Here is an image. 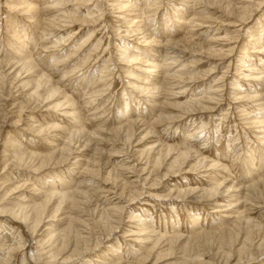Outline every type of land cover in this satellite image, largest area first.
<instances>
[{
    "label": "rangeland",
    "instance_id": "1",
    "mask_svg": "<svg viewBox=\"0 0 264 264\" xmlns=\"http://www.w3.org/2000/svg\"><path fill=\"white\" fill-rule=\"evenodd\" d=\"M260 71L264 0H0V264H264Z\"/></svg>",
    "mask_w": 264,
    "mask_h": 264
},
{
    "label": "bare ground",
    "instance_id": "2",
    "mask_svg": "<svg viewBox=\"0 0 264 264\" xmlns=\"http://www.w3.org/2000/svg\"><path fill=\"white\" fill-rule=\"evenodd\" d=\"M198 1H201V0H195V2L197 3ZM203 1H209V0H203ZM217 2V1H216ZM121 4V3H120ZM195 4V3H194ZM120 8V7H119ZM121 8H122V6H121ZM126 8V7H125ZM130 12H131V10H130ZM138 15V14H137ZM138 17V16H137ZM133 21H134V19H133ZM137 23V22H136ZM138 24V23H137ZM139 27V26H138ZM136 28V27H135ZM137 30V29H136ZM139 31V30H138ZM129 32H131V31H129ZM140 32V31H139ZM147 41V40H146ZM124 49H126V48H124ZM125 52V51H124ZM122 53V52H121ZM126 53V52H125ZM126 58L130 61V60H132V62L133 61H138L139 59H137V56L136 55H133V53H132V55L131 54H128L127 56H126ZM165 61H167L168 59H164ZM154 61H155V59L153 60V59H150V60H147L146 61V65H145V69L142 71L143 73H145L146 74V79H152L153 78V72H160L159 70L161 69V67H160V65H159V67H160V69L158 70V67H157V64H154ZM171 61H172V59H171ZM127 62V61H126ZM175 62V61H174ZM171 64V63H170ZM168 65V64H167ZM162 66H163V64H162ZM254 66H256V65H254ZM169 67V66H168ZM167 67V68H168ZM164 69V68H163ZM256 69H254L253 71H255ZM161 73V72H160ZM256 73H254V75H255ZM257 74H259V73H257ZM255 75V76H253V77H255V78H257V80H261L263 77H262V75L264 74V71H260V74L259 75ZM156 75V74H155ZM160 75V74H159ZM166 76V75H165ZM138 77V76H137ZM157 77V76H156ZM142 78V77H141ZM168 79H170V78H168L167 76L166 77H163V79H162V82H161V84L162 85H164V83L166 84V83H168ZM139 81H140V79H138ZM264 80V79H263ZM142 82H143V84H146V82H145V79H142L141 80ZM164 81V82H163ZM160 84V85H161ZM154 84L152 83V84H150V88L148 87L147 89H145V90H147L148 92H152V94H154V99H158V96H159V94L161 93H159V89H160V87L159 86H153ZM167 85V84H166ZM169 85V84H168ZM152 86V87H151ZM171 87H172V85H171ZM170 87V88H171ZM139 89V88H138ZM163 89H165V88H163ZM161 90V89H160ZM43 91V90H42ZM163 91H165V90H163ZM58 92V90H56V89H52L51 91H49V93H48V98H51V97H53L54 96V94L55 93H57ZM215 98H216V96H214V98H211V99H213V100H215ZM200 99H202V98H200ZM200 101H202V100H193L192 101V104H190V105H196V104H198ZM125 109H122L123 110V113H122V115H124V112H126L125 110L126 109H128V104H126L125 106ZM178 107H181V106H178ZM262 107H264V106H262ZM182 108V107H181ZM262 109V112L264 111L263 110V108H261ZM128 111H130L129 109H128ZM264 119V118H263ZM260 120L261 122H259V123H263V125H264V120ZM135 125V122H131V123H129L128 124V129L126 130V137L127 136H129L130 134V131H131V129H130V125ZM257 124V123H256ZM77 140V139H76ZM127 140H128V137H127ZM71 142V141H70ZM67 144V143H66ZM74 144V143H73ZM63 148V147H62ZM67 148V147H66ZM65 150V149H64ZM175 150V148H173V147H167V154H169L171 151H174ZM62 152V151H61ZM185 158V154L184 153H181V154H179L178 156H176L175 157V162H178V160H180V159H182V161L183 160H185L184 159ZM187 165V164H186ZM184 166H185V164H184ZM214 167V165H210L208 168H213ZM92 173V172H91ZM51 186H53V185H51ZM234 187V186H233ZM233 187H230V189L229 190H231V192H229V190L227 189L226 190V192H223V193H225L226 195H223V197H225V198H227L228 200L229 199H232L233 197H234V195L232 194V193H236L237 194V192H238V194H237V196H236V201H237V203H238V198H239V193H240V190H238L237 191V189H233ZM51 191H55V189H51ZM67 193V192H66ZM66 193H62L61 194V197H63L64 198V196H66ZM179 193H182L183 195H187L188 193H189V191H182V192H179ZM229 193H231L232 195H230L229 196ZM56 195H59V194H57L56 193ZM70 197V196H69ZM64 201H65V199H64ZM49 203V202H48ZM231 204L232 203H229V206H231ZM216 205V204H215ZM238 205V204H237ZM40 209H42V206H37L36 207V210H37V212L40 210ZM60 211V210H59ZM224 213H225V217H228V218H230V216H228L229 214H228V211H223ZM43 212H39V214H40V216H41V214H42ZM14 216V215H13ZM55 216H53V218H54ZM200 218V217H199ZM191 220H192V222L194 221V224L196 223V222H198V218H191ZM141 221V220H140ZM145 221V220H144ZM144 221H143V223H144ZM41 222H42V218H37V219H35L34 220V222H33V226H32V228H31V230H32V232H34V231H36L37 230V228L39 227V225L41 224ZM199 223V222H198ZM144 226V225H143ZM46 229V228H45ZM150 229V228H149ZM143 231H145V230H143ZM45 232V231H44ZM149 233H150V236L153 234V232L152 231H149ZM49 232H47L46 233V236L47 237H49L48 238V241H51L52 240V242H55V244H56V241L57 240H59V241H61L59 238H58V235H53V234H50ZM133 236H135V235H133ZM154 236V235H153ZM45 238V237H44ZM63 239V238H62ZM145 239V238H144ZM158 241L159 240H161V239H163L162 237H159V238H156ZM142 242V241H141ZM59 243V242H58ZM65 242L64 241H61L60 243H59V246H60V248H59V254L64 250V249H61V248H63V244H64ZM57 245V244H56ZM98 245V244H97ZM67 246V245H66ZM78 252V251H77ZM59 254H57L56 253V257H58L59 256ZM142 261V260H141ZM53 262H55L54 260H53ZM136 264H138V262L136 263Z\"/></svg>",
    "mask_w": 264,
    "mask_h": 264
}]
</instances>
